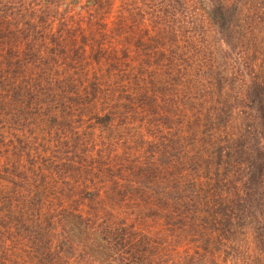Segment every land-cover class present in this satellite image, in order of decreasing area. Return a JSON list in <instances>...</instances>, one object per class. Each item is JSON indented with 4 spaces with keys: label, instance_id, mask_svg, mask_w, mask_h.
Listing matches in <instances>:
<instances>
[{
    "label": "trees",
    "instance_id": "obj_1",
    "mask_svg": "<svg viewBox=\"0 0 264 264\" xmlns=\"http://www.w3.org/2000/svg\"><path fill=\"white\" fill-rule=\"evenodd\" d=\"M252 1L0 0V264L264 252Z\"/></svg>",
    "mask_w": 264,
    "mask_h": 264
},
{
    "label": "rangeland",
    "instance_id": "obj_2",
    "mask_svg": "<svg viewBox=\"0 0 264 264\" xmlns=\"http://www.w3.org/2000/svg\"><path fill=\"white\" fill-rule=\"evenodd\" d=\"M261 1L262 0H253L252 2H251V7L252 8H255V7H257V5H263L264 4V1H262V4H260L261 3ZM117 2H119V1H117ZM260 2V3H259ZM121 2H119V4H120ZM256 36V35H255ZM217 45H218V43H217V41H216V47H217ZM263 47H264V45H263ZM262 50H263V56H262V59H263V63H264V49L262 48ZM13 127H14V132H17L14 136H16L15 137V140H14V138L12 137V139L14 140L13 142L15 143V141H16V143H17V140H18V136L20 135H22V134H24V132H29L28 131V126L27 125H25L24 124V128H22V127H19L17 124H15V125H13ZM250 237V239H249V245L248 246H246V247H249L248 248V250L250 251L251 249V251H250V254H248L247 253V250L246 249H244V248H242V247H237V246H229L224 252H226L225 253V257L224 258H229V261H228V263L227 264H234V261H233V259H231L232 257V255L234 256V254H236V256L238 257V258H243V257H249L251 260H258V257H260L261 258V260H263L264 261V252L263 253H260V252H258V250H257V252H256V249L254 248L255 246H254V244H253V228H251V229H249L248 230V238ZM245 246V245H244ZM248 255V256H247ZM224 258H222V259H220V260H218L217 261V264H224L223 263V259Z\"/></svg>",
    "mask_w": 264,
    "mask_h": 264
}]
</instances>
